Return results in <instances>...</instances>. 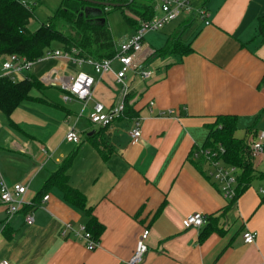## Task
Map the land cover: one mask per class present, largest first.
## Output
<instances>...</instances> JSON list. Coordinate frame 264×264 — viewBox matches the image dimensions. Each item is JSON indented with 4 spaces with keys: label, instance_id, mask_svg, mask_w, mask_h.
I'll use <instances>...</instances> for the list:
<instances>
[{
    "label": "crops",
    "instance_id": "obj_1",
    "mask_svg": "<svg viewBox=\"0 0 264 264\" xmlns=\"http://www.w3.org/2000/svg\"><path fill=\"white\" fill-rule=\"evenodd\" d=\"M194 3L204 5L208 24L193 19L183 30V20H177L168 31L155 33L152 41H143L144 53L149 50L144 65L152 75L142 80L128 71L124 81L129 111L91 131L105 157L80 137L68 169L69 184L84 193L91 214L103 225L97 247L89 250L72 233L61 235L64 222L77 228L85 225L86 216L66 202L56 187L45 192L46 200L33 201L67 154H46L43 142L34 135L18 140L9 130L11 135L4 140L7 148L28 154L31 165L27 164L21 181L13 182L3 170V151L0 175L9 185L27 183L25 199L30 207L8 217L0 204V260L9 264H127L140 233L147 229V251L139 264H264V153L252 160L254 172L260 175L233 201L208 175L209 163L201 156L193 157L206 140L208 124L218 115L236 117L234 135L247 145L264 130V39L257 32L264 0ZM132 31L130 27L120 40ZM177 32H182L181 39L190 44L191 51L152 54ZM44 60V68L33 67ZM34 65L30 74L40 81L52 68L66 74L78 69L57 58L41 59ZM112 66L113 71L119 68L117 61ZM83 69L92 73L89 66ZM119 88L113 73L95 75L92 96L82 106V114L95 101L111 105ZM42 95H31V100L47 103ZM149 101H154L155 113L169 109L175 113L154 114L149 111ZM136 119L141 133L132 141L130 130ZM5 154L9 159V153ZM192 212L212 217L216 226L201 241L198 235L204 226L185 227L182 223ZM26 213L31 214V221L25 220ZM245 231L255 233L252 242H244Z\"/></svg>",
    "mask_w": 264,
    "mask_h": 264
},
{
    "label": "trees",
    "instance_id": "obj_2",
    "mask_svg": "<svg viewBox=\"0 0 264 264\" xmlns=\"http://www.w3.org/2000/svg\"><path fill=\"white\" fill-rule=\"evenodd\" d=\"M94 1L118 3V5H97L89 0H61L60 5L49 16L48 20L31 30L28 24L30 18L33 17L32 7L21 0H0V57L10 53H18L29 60H36L48 49L69 50L71 47H75L79 51L78 54L85 58H111L115 54L116 43L108 28L105 13L112 8L132 11L134 16L125 19L133 30L138 26L137 19H148L153 14L152 0ZM86 6H99L100 10L98 12L90 9L85 10ZM192 20L193 18H189L181 22L183 30ZM257 32L264 39V14L258 18ZM181 34L182 32L174 34L164 47L154 50L152 54L169 52L184 55L191 51L190 44L182 41ZM32 87L40 90L47 86L32 74L15 81L7 76H0V112L6 116L11 126L15 127L16 124L10 120V114L21 101L32 99L29 95V90ZM127 101L126 98V113L127 110L129 111ZM133 113L132 115H134ZM235 127L236 117L234 115L216 116L214 121L208 124L209 131L203 147L215 148L218 143L223 146L224 151L220 154V158L226 164L234 165L239 169L237 176L238 185H240L237 192L238 196L240 191L260 174L254 172L248 145L243 138L234 135ZM95 136L96 133L93 132L91 135H87L84 140L91 142L104 156L100 148V141ZM80 144L81 141L77 143L75 149L62 158L57 168L43 182L33 201L36 203L48 189L56 187L66 202L84 213L86 216L85 228L93 238L98 239L103 225L91 214V207L87 205L84 193L69 184L68 169ZM29 207L30 205H24L22 209ZM211 220L212 217H208L207 224L200 231L198 235L200 241L212 229L216 230V226Z\"/></svg>",
    "mask_w": 264,
    "mask_h": 264
},
{
    "label": "built area",
    "instance_id": "obj_3",
    "mask_svg": "<svg viewBox=\"0 0 264 264\" xmlns=\"http://www.w3.org/2000/svg\"><path fill=\"white\" fill-rule=\"evenodd\" d=\"M195 0H152L151 6L153 14L148 19H137L138 26L129 35L115 44V54L111 58L93 59L90 57H82L78 54V49L71 47L69 50L62 48L48 49L42 56L36 60H29L24 55L18 53H10L2 56L0 76H7L12 81L17 80V75L32 68L35 62L45 58H57L72 63L78 67L75 73L66 74L59 73V68H52L43 74L41 80L45 84H53L59 86L63 93L61 99L64 102L78 100L87 104L92 96L93 86L95 83V75L102 76L107 73H113L116 83L120 85L114 102L106 106L100 101H95L88 111L87 119L90 123L100 127L111 124L118 117L122 116L125 111L126 96L128 87L124 81L128 71H133L140 79L146 80L152 75V70L144 67V61L149 54V50L143 51V37L147 32L161 29L165 24L186 20L189 18L198 19L205 24L209 23L208 12L203 4L195 5ZM117 61L119 68L113 71L112 62ZM89 66L91 72L83 69V66ZM154 101L148 102L149 111L163 115L166 113H175L174 109L160 111L155 113ZM140 122L134 120L133 127L130 130L132 141H136L140 136ZM64 139L68 142L79 143L81 141L77 131L71 127L64 135ZM264 130L257 132L255 139L248 145L252 160L260 153H264ZM44 151L43 148H41ZM224 151L221 144H217L215 148L199 147L193 152V157L201 156L210 165L208 175L217 181L222 194L230 201L237 197L239 189L237 176L238 167L223 162L220 154ZM27 191V183L15 182L11 185L7 184L0 175V204L5 208L8 217L15 214L29 202L25 199ZM264 193V190H261ZM48 194L42 196V200H46ZM26 221H31L30 213L25 215ZM208 222V216L201 212H192L182 219L185 227L201 228ZM1 232V229H0ZM148 230L143 229L136 242L132 255L127 260V264H139L147 251L145 238ZM62 236L72 233L77 239L82 241L89 250L98 246V240L93 238L91 233L80 225L74 228L71 222H64L60 231ZM244 242L250 243L255 238V233L245 231L242 234ZM0 264H9L7 260H0Z\"/></svg>",
    "mask_w": 264,
    "mask_h": 264
},
{
    "label": "rangeland",
    "instance_id": "obj_4",
    "mask_svg": "<svg viewBox=\"0 0 264 264\" xmlns=\"http://www.w3.org/2000/svg\"><path fill=\"white\" fill-rule=\"evenodd\" d=\"M21 1L33 9V17L30 18L28 24L31 30L36 29L41 23H45L61 2V0ZM131 16H134L132 11L121 8H112L105 13L108 28L115 42L120 41L122 36L130 28V24L125 18ZM176 23L177 21L173 23L169 22L159 30L147 32L143 37V41H152L155 37V33L160 31L166 32ZM44 62L45 60L38 62L33 67L35 68L41 65L42 68H44ZM1 63L2 58H0V64ZM32 69L24 71L20 75L18 74L19 76L17 75V77L31 75ZM68 69L71 71L73 67L69 65ZM41 82L47 86V88L39 90L32 87L29 90V95L36 96L39 92L43 93L42 98L48 102L45 103L42 100L31 99L21 101L10 114V120L16 123L18 125L17 127L11 126L6 116L0 112V146H2L0 153L4 151V153L1 154V158H3L2 166L6 176L13 179V182L23 179V175H26L24 169L27 167V164L31 163V160L28 154H23L17 150L11 151L7 148V144L4 143V140H7L9 135H11L9 130L16 134L18 140L27 137L26 134L34 135V137L43 142L46 154H58L60 152L68 154L75 149V145H77L76 143L68 142L64 139V135L68 129L73 127L81 139H85L87 134L92 130L98 129L97 125L90 124L87 119L89 110L87 113L82 114L81 109L83 102L78 100L64 102L60 99V92L63 90L58 89L56 85H46L43 81ZM66 110L70 113L67 114ZM6 152L9 153V159L5 157L7 156V154H5ZM3 179L5 180L4 177ZM31 182L33 181L31 180Z\"/></svg>",
    "mask_w": 264,
    "mask_h": 264
},
{
    "label": "water",
    "instance_id": "obj_5",
    "mask_svg": "<svg viewBox=\"0 0 264 264\" xmlns=\"http://www.w3.org/2000/svg\"><path fill=\"white\" fill-rule=\"evenodd\" d=\"M91 3H95L97 5H104V6H117V4L110 3V2H104V1H94L89 0ZM90 9L91 11L98 12L100 10L99 6H86L85 10ZM102 19V18H101ZM92 133V132H90Z\"/></svg>",
    "mask_w": 264,
    "mask_h": 264
}]
</instances>
